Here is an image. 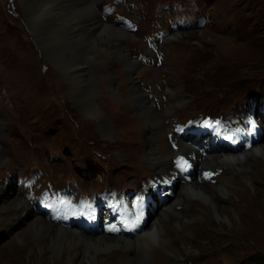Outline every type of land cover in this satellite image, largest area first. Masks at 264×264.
<instances>
[{
    "label": "rangeland",
    "instance_id": "374dc122",
    "mask_svg": "<svg viewBox=\"0 0 264 264\" xmlns=\"http://www.w3.org/2000/svg\"><path fill=\"white\" fill-rule=\"evenodd\" d=\"M92 3L103 21L127 32L125 53L140 64L133 73L127 71L117 44L103 40L99 43L106 50L93 47L94 37H100L89 25L90 37H65L61 23L84 25L73 4L47 14L54 29L36 38L26 12L40 3L0 0V264L67 263L52 253L33 252L22 241L31 234L35 214L53 228L69 227L38 212L37 199L53 196L79 205L98 196L104 198L102 203L124 196L135 211L145 208L138 186L149 189L152 181H146L145 119L135 101L134 82L157 110L174 107L181 131L210 116L235 122L254 113L262 116L258 104L264 101V0ZM75 66H84L81 84L73 78ZM169 84L173 90L164 88ZM88 96L95 99L99 118L91 115L93 103H84ZM106 123L113 127L110 131ZM191 135L197 143L205 137ZM167 138L178 146L170 135L159 137L158 143L165 146ZM263 141L264 134L259 144ZM213 176L205 180L216 181ZM258 186L257 193H246L245 223L208 217L192 227L196 248L187 264H254L250 256L264 252V175ZM19 195L31 202L34 215L16 208ZM160 199L167 201L166 195ZM20 216L27 222L18 223ZM122 255L113 262L120 264ZM166 262L164 258L160 264Z\"/></svg>",
    "mask_w": 264,
    "mask_h": 264
},
{
    "label": "bare ground",
    "instance_id": "6f19581e",
    "mask_svg": "<svg viewBox=\"0 0 264 264\" xmlns=\"http://www.w3.org/2000/svg\"><path fill=\"white\" fill-rule=\"evenodd\" d=\"M23 1L28 5L40 3L39 8H32L26 12L28 23L36 38L54 29L47 14L61 9L65 4H73L79 8L78 15H82L80 20L84 25L81 27L75 22L61 23L60 30L67 31L66 38L83 39V35L90 37L89 25L90 29L100 37V39L94 37L93 41V47L98 51L107 49L99 43L107 40L119 46L129 73H133L136 66L140 65L138 59L129 58L130 56L125 53L124 40L128 35L127 32L103 21L96 5L90 4L91 0ZM85 27L87 28L84 29ZM175 36L176 34L169 36L168 39L176 38ZM71 71L75 73L73 75L75 82L81 84L84 66H75ZM168 87L173 90L170 84L164 85V88L168 89ZM112 88L115 90L116 86L112 84ZM133 89L136 92L135 101L138 109L145 119L143 129L147 150L144 158L150 170L146 181H152L148 184L149 189L138 186V197L145 206L144 209L135 211L142 222L139 231L130 237L124 234L113 235L107 233L101 223V231L89 234L75 227L53 228V224L34 213V207L29 200L19 195L14 201L16 208L22 213L35 214L34 220L30 223L31 234L22 238L24 243L31 246L33 252L38 250L42 254L52 253L56 260L65 258L66 264H115L113 260L119 253L124 254L119 257L120 264H160L164 258H167L168 264H187L189 253L196 248L191 239L195 234L193 226L196 228L208 217L221 223H232L240 218L245 223L246 193H257L260 178L264 175V141L260 144L258 141L247 145L242 151L240 149V151L234 150L235 152L223 148L215 149L210 142L197 143L196 136L178 129L179 121L176 119L173 106L159 111L154 107L149 95L145 94L135 82ZM156 89L158 90L157 87ZM84 103L87 105L93 103L90 108L93 111L91 115L99 118L101 111L95 104L93 96L84 99ZM256 122L264 127V121ZM111 127L110 123H106L105 130L110 131ZM185 128H189V125ZM167 135L178 143L176 148L169 138L165 146L158 143L159 137ZM188 135L193 138L186 139ZM219 169L224 170L219 173ZM212 174L214 176L211 178H216V181L205 180ZM177 187H179L178 193L175 191ZM1 188H4L3 185ZM176 193L177 197H175ZM161 195H166V202L161 201ZM232 195H236L238 199H234ZM172 197L175 198L171 199ZM241 202H244V205H241ZM179 204H182L181 209L177 207ZM19 219L18 223L27 222V219L21 216ZM16 224L17 222L14 227ZM220 228L225 227L221 224ZM53 232L57 236L50 237Z\"/></svg>",
    "mask_w": 264,
    "mask_h": 264
},
{
    "label": "trees",
    "instance_id": "16d2710c",
    "mask_svg": "<svg viewBox=\"0 0 264 264\" xmlns=\"http://www.w3.org/2000/svg\"><path fill=\"white\" fill-rule=\"evenodd\" d=\"M254 264H264V252H256L249 258Z\"/></svg>",
    "mask_w": 264,
    "mask_h": 264
},
{
    "label": "water",
    "instance_id": "95a60500",
    "mask_svg": "<svg viewBox=\"0 0 264 264\" xmlns=\"http://www.w3.org/2000/svg\"><path fill=\"white\" fill-rule=\"evenodd\" d=\"M124 235H126V236H134L135 234H132V233H126V234H124Z\"/></svg>",
    "mask_w": 264,
    "mask_h": 264
}]
</instances>
